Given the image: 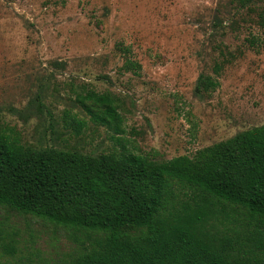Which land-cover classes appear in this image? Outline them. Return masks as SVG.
<instances>
[{
	"label": "rangeland",
	"instance_id": "obj_1",
	"mask_svg": "<svg viewBox=\"0 0 264 264\" xmlns=\"http://www.w3.org/2000/svg\"><path fill=\"white\" fill-rule=\"evenodd\" d=\"M260 12L264 0H0V130L38 149L119 147L81 102L89 91L112 94L130 148L159 160L264 124ZM201 75L218 86L197 92ZM67 112L86 120L80 136ZM90 233L0 205V264L60 262Z\"/></svg>",
	"mask_w": 264,
	"mask_h": 264
},
{
	"label": "trees",
	"instance_id": "obj_2",
	"mask_svg": "<svg viewBox=\"0 0 264 264\" xmlns=\"http://www.w3.org/2000/svg\"><path fill=\"white\" fill-rule=\"evenodd\" d=\"M138 66L127 61V69ZM217 86L201 75L196 90ZM81 98L119 147L99 155L38 149L19 132L0 130V205L96 233L54 264H264V124L193 156L159 160L130 148L112 94ZM66 118L80 136L86 120L69 112ZM4 246L16 251L14 242Z\"/></svg>",
	"mask_w": 264,
	"mask_h": 264
}]
</instances>
